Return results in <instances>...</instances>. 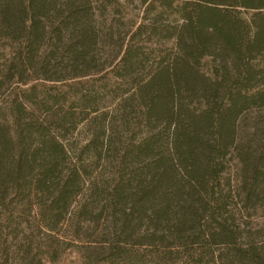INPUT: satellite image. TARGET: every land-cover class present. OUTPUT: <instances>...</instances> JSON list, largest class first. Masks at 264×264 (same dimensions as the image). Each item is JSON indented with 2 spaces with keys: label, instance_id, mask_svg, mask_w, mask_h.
Segmentation results:
<instances>
[{
  "label": "trees",
  "instance_id": "obj_1",
  "mask_svg": "<svg viewBox=\"0 0 264 264\" xmlns=\"http://www.w3.org/2000/svg\"><path fill=\"white\" fill-rule=\"evenodd\" d=\"M263 215L264 0H0V264H264Z\"/></svg>",
  "mask_w": 264,
  "mask_h": 264
},
{
  "label": "rangeland",
  "instance_id": "obj_2",
  "mask_svg": "<svg viewBox=\"0 0 264 264\" xmlns=\"http://www.w3.org/2000/svg\"><path fill=\"white\" fill-rule=\"evenodd\" d=\"M262 218H264V215L262 216ZM262 222V221H260ZM260 239L258 240H264V231L260 234ZM264 246V245H263ZM77 262V257H76V254H68L66 253L63 257H62V261L61 263L63 264H76Z\"/></svg>",
  "mask_w": 264,
  "mask_h": 264
}]
</instances>
